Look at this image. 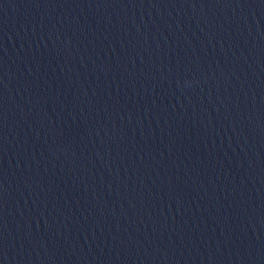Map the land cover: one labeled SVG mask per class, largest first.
I'll return each mask as SVG.
<instances>
[{"label": "water", "instance_id": "obj_1", "mask_svg": "<svg viewBox=\"0 0 264 264\" xmlns=\"http://www.w3.org/2000/svg\"><path fill=\"white\" fill-rule=\"evenodd\" d=\"M0 264H264V0H0Z\"/></svg>", "mask_w": 264, "mask_h": 264}]
</instances>
